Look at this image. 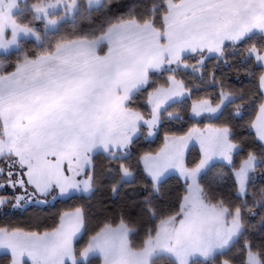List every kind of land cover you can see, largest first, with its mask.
Segmentation results:
<instances>
[{
    "label": "snow or ice",
    "instance_id": "6c2138e0",
    "mask_svg": "<svg viewBox=\"0 0 264 264\" xmlns=\"http://www.w3.org/2000/svg\"><path fill=\"white\" fill-rule=\"evenodd\" d=\"M110 5L0 0V191L13 193L0 206L74 200L111 177L115 194L139 176L150 223L141 236L122 209L78 249L88 213L77 205L43 231L0 227V249L11 264H264V213L246 220V210L264 209V72L256 92L216 75L233 63L264 68V0H129L119 15L79 26ZM189 74L205 89L195 99ZM185 109L194 121L186 131H165L155 151L136 153L141 137L183 122ZM218 165L228 171L213 172ZM169 174L181 190L157 209Z\"/></svg>",
    "mask_w": 264,
    "mask_h": 264
},
{
    "label": "trees",
    "instance_id": "16d2710c",
    "mask_svg": "<svg viewBox=\"0 0 264 264\" xmlns=\"http://www.w3.org/2000/svg\"><path fill=\"white\" fill-rule=\"evenodd\" d=\"M34 0H28V3H32ZM104 3H108V0H104ZM129 0H111L110 13L105 10L102 13H93V20H80L79 26L83 29H88L95 24H98L104 17V15L114 14L119 15L121 12L127 10ZM23 7V3L21 4ZM37 27L43 28V25L38 24ZM66 28H70L71 25H66ZM35 48L34 41H26L25 49L33 50ZM5 54L0 53V58H3ZM16 58L15 52L7 56L9 62H14ZM194 63V62H192ZM216 63L214 59H209L206 64L205 77H207L208 71L212 69V65ZM247 69H250L252 75H249ZM11 70V69H9ZM262 72V67L255 63H249L243 67L239 68L237 71V63L232 65H225L222 68L216 70V75L219 78L221 73L225 74V82L227 85L231 86L232 89L237 91L240 90H251V92H256L259 84V75ZM165 76L167 73L164 74ZM183 75V73H181ZM187 79L189 87L193 88V98H197L200 95H203L204 88L203 86L197 87L200 85V81L196 78L189 76L185 77ZM162 79V78H161ZM211 91L212 89H208ZM146 96L144 93L140 99V107L143 108V99ZM190 104V101H189ZM174 109H169L172 111ZM147 112V109H144ZM181 115L184 116V121H171L165 122L164 126L160 129L159 134L151 140H145L143 137L140 138V141L135 146L136 153L144 151H155L163 140V135L165 131H173L177 133H182L187 130L188 127L194 122L188 119L187 109L181 112ZM203 123V122H202ZM201 123V126H202ZM238 136H248V130H238ZM259 151L258 142L255 145H251ZM198 151V149H197ZM195 155L193 152L191 156ZM97 169L98 171L102 170V165L104 160L102 156H97L96 158ZM239 163V157H237V164ZM223 170L228 171L227 167L222 169L218 165L216 169H213V172ZM118 177H111L103 179L98 187L90 195H82L74 200H60L57 199L53 203L39 206V205H25L14 207V200L0 206V227L7 228H20L24 230H38L43 231L53 226L57 215L61 211L70 210L77 205H83L88 213V231L84 232L81 237L78 238L79 248H82L86 243L88 236L91 232L106 219H115L118 221V218L121 214V210L130 217L133 221L138 223V226L141 227V236L143 235V228L147 227L150 223L148 220V214L142 212L144 205L140 203L142 198L146 195L145 189L140 185V177L137 176V180L130 183L120 185L119 191L113 194L111 191V184ZM230 189V182L225 184L224 191L227 192ZM180 181L175 176V174H170L165 178V181L161 184V196L154 197V203L157 209H163L168 207L175 199L176 194L180 191ZM12 196L13 193L11 189L0 191V196ZM249 206H251V198H249ZM254 214L247 213L246 210V220L250 224H257L260 219L261 213H264V209L255 207L253 208ZM252 235L255 237L258 235L257 232H253ZM9 259V255L0 256V264H6ZM91 264H100L98 258L92 259ZM157 264H167V261H158Z\"/></svg>",
    "mask_w": 264,
    "mask_h": 264
},
{
    "label": "rangeland",
    "instance_id": "374dc122",
    "mask_svg": "<svg viewBox=\"0 0 264 264\" xmlns=\"http://www.w3.org/2000/svg\"><path fill=\"white\" fill-rule=\"evenodd\" d=\"M190 62H194V60H191ZM259 65V64H258ZM262 72H264V68H262ZM155 137V136H154ZM154 137H152V138H150V139H148V140H151V139H153ZM170 175V174H169ZM54 201L53 200H51L50 198H49V202L48 203H46V204H36V203H28V204H21L22 206H25V205H30V204H34V205H39V206H44V205H48V204H51V203H53ZM79 238V237H78ZM76 247L79 249V245H77L76 244ZM9 255V259H8V261H7V263L6 264H11V254H10V252H8L7 250H5V249H0V256L1 255Z\"/></svg>",
    "mask_w": 264,
    "mask_h": 264
}]
</instances>
